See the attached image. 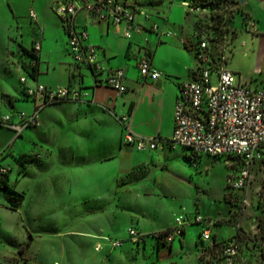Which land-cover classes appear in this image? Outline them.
<instances>
[{"label":"rangeland","instance_id":"374dc122","mask_svg":"<svg viewBox=\"0 0 264 264\" xmlns=\"http://www.w3.org/2000/svg\"><path fill=\"white\" fill-rule=\"evenodd\" d=\"M169 1L164 0V4ZM183 9L185 17L187 9ZM52 12L59 17L55 10ZM246 22V15L244 19L241 14L235 15L231 27L237 38L226 50L228 67L248 85L264 88V43L259 40L249 50L253 31L246 29ZM82 69L88 75V69ZM25 75L32 81L28 72ZM210 82L219 83L217 72H213ZM31 103L30 113L35 110V102ZM58 109L57 104L45 108L39 114L40 120L45 121ZM17 112L12 109L8 113ZM92 120L79 127L64 120L54 132L58 140L53 147L36 134L34 141L27 137L31 150L17 156L18 167L10 156L4 157L12 168L11 183L18 192L25 191V199L19 210H12L9 202L4 204L8 192L0 191V264H201L200 234L205 225L195 223V216L220 224L212 226V235L229 237L237 229L264 228V164L253 168L245 188L233 192L228 184L237 165L228 156L200 153L191 162L186 157L190 149L178 144L154 150L118 148L114 140H99L102 128ZM34 129L25 132L36 133ZM80 133L86 137H80ZM67 144L77 148L74 158L65 152ZM102 154L100 160L96 159ZM40 161L46 166L32 165L24 176L31 163ZM12 196L18 197L15 193ZM181 215L189 219L184 225L185 234L177 235L173 253L159 260L154 232L176 226ZM131 227L145 234V240H132ZM109 237L124 243L112 247ZM98 242L103 245L102 251L95 248ZM204 244L209 241L204 240ZM107 250H113L115 256L106 257Z\"/></svg>","mask_w":264,"mask_h":264},{"label":"crops","instance_id":"0c3cea01","mask_svg":"<svg viewBox=\"0 0 264 264\" xmlns=\"http://www.w3.org/2000/svg\"><path fill=\"white\" fill-rule=\"evenodd\" d=\"M57 1L0 0V118L12 109L26 113L33 109L32 100L25 95L24 85L20 81L25 72L32 78V81L27 80L28 83H41L52 89L71 86L81 90L82 96L79 100H60L44 107L42 111L57 104L60 109L57 113L50 112L45 121L40 120L39 125L29 127L35 128L36 133L28 130L16 138L10 128L0 123V155L10 156L18 167L17 156L31 150L26 138L34 141L36 134L53 147L58 140L54 132L64 120L79 127L93 119L95 125L102 128L98 133L102 137L100 141L114 140L118 148L125 146L124 149L133 147L122 142L124 126L117 117L124 114L129 115L130 126L134 131L143 135L170 137L174 131V109L180 96V85L198 75V60L192 49L196 44L198 16L187 11L183 17L184 6L173 0L167 4L168 8L164 0H129L139 11L136 15V28L127 36L126 24L115 25L110 21L96 20L88 13H80L76 21L79 27L87 29V43L100 48L104 69L101 75L95 76L89 71L86 75L82 65L71 61L62 20L52 12ZM240 4L247 21L251 20L255 24V29L245 24L246 29L253 31L248 47L250 50L257 41L264 43V0H246ZM31 9L37 13V20L30 17ZM171 19L174 20L170 22ZM163 30H171L172 34H162ZM235 38L237 34L231 40V45ZM37 41L41 42V51L36 76H33L31 55L22 47L30 50ZM242 43L246 45L247 41L243 40ZM143 56L149 57L152 65L163 72L161 77L152 79L141 74L138 65ZM116 68L125 71L124 84L127 90L124 92H119L105 82L108 73ZM110 125L115 126L113 130L106 128ZM90 134L87 132L91 138ZM112 135L116 136L113 138ZM79 136L86 137L82 133ZM22 138L24 141L20 140ZM78 140L82 141L80 138ZM73 144H67L64 149L74 158L77 148ZM103 154L95 158L100 160ZM32 165L45 167L46 163H31L24 176L30 173ZM0 191L8 192L5 195L6 204L12 192ZM22 205L23 201L18 210ZM219 225L215 222V226ZM242 230L248 231L245 228ZM238 232L237 229L232 236ZM229 237L216 234L218 241ZM160 244L158 259L162 260V257L173 253L174 241ZM112 251L107 250L106 257L115 256ZM136 257L133 259L137 260ZM200 258L201 255L199 262ZM121 262H124L123 259Z\"/></svg>","mask_w":264,"mask_h":264},{"label":"built area","instance_id":"2783aa9c","mask_svg":"<svg viewBox=\"0 0 264 264\" xmlns=\"http://www.w3.org/2000/svg\"><path fill=\"white\" fill-rule=\"evenodd\" d=\"M181 4L189 13L204 17L207 9L192 0H182ZM55 10L63 23L67 35L68 52L76 65L85 66L95 76L101 75L104 69L100 58V48L87 43L88 31L78 26L76 18L82 13H88L96 20L110 21L115 25L126 24L127 36L136 28L138 7L129 0H59L55 3ZM30 17L38 19L35 10L31 9ZM197 19V20H198ZM247 26L255 29L251 20ZM158 29V25H156ZM162 34L171 35V30L162 31ZM230 40H223L220 53L211 48L209 34L205 27L196 30L198 43V75L188 79L180 85V96L174 109V131L170 137L161 135H143L134 131L130 126V117L124 114L117 117L124 126L122 142L138 150H153L158 147H175L177 144L190 149L189 155L196 160L201 154L210 156H233L237 165L235 172L229 178V187L235 192L245 188L252 177L253 168L264 164V88L252 87L245 83L227 66V48ZM41 42L37 41L27 52L31 55L30 68L33 71L40 58ZM139 69L143 76L157 79L163 72L155 68L150 58L143 56L139 61ZM213 72H217L219 83L210 82ZM125 71L116 68L108 73L105 82L119 92L127 90L124 84ZM28 77H20L24 85L25 95L35 102L32 113L18 111L0 118V123L10 128L15 137L32 126L40 123V112L44 107L60 100H79L81 90L68 87L52 89L41 83L31 84ZM87 94V93H85ZM41 156V155H40ZM0 155V174L10 168ZM188 217L178 216L177 225L154 232L158 242L170 244L177 235H183L184 225ZM203 222L205 228L200 234L203 241L201 250L210 264H261L264 263V234L261 229L246 231L239 229L230 241L221 243L212 235V226L215 221L195 216V223ZM132 240H145V234L135 227L129 229ZM105 239V238H103ZM112 247L122 246L124 240L108 238ZM204 240L209 244L205 245ZM217 242L219 244H217ZM98 242L96 250L102 249ZM55 264H59L56 262Z\"/></svg>","mask_w":264,"mask_h":264},{"label":"trees","instance_id":"16d2710c","mask_svg":"<svg viewBox=\"0 0 264 264\" xmlns=\"http://www.w3.org/2000/svg\"><path fill=\"white\" fill-rule=\"evenodd\" d=\"M196 4L201 5L202 7L207 9V13L204 14V17H201L196 22V30H198L200 27H205L211 41V48L214 49L215 53H220V45L223 42V40H233V38L236 35L235 30L231 27L234 22V18L236 14H241L243 16V19L245 17V13L242 10V5L240 4L239 0H192ZM246 23H244L245 25ZM231 44V42H230ZM23 50L28 51L26 48L22 47ZM193 51L196 55V58L198 57V43H196L193 46ZM37 66L34 67V72L32 73L33 76H36V70ZM187 159L189 161H194L191 159L189 155H186ZM214 157H220V156H214ZM232 160H236L233 156H228ZM18 163L19 159H17ZM22 162V161H21ZM24 165V163H22ZM236 166V164H233ZM10 170L11 168L6 172L0 174V189L2 190H9L18 197L11 196L8 199V208L12 210H18L22 199L25 196L24 192H18L14 185L10 181ZM18 200V201H16ZM261 232L264 234V228H260ZM201 236V235H200ZM214 238L216 239V235H214ZM217 240V239H216ZM230 241V239H224L221 243H226ZM203 243V241L201 240ZM160 244V241L158 242ZM217 244H219L217 242ZM25 248H22L20 250V254H23ZM201 264H210V260H207L205 258V255L201 254L200 258Z\"/></svg>","mask_w":264,"mask_h":264},{"label":"water","instance_id":"95a60500","mask_svg":"<svg viewBox=\"0 0 264 264\" xmlns=\"http://www.w3.org/2000/svg\"><path fill=\"white\" fill-rule=\"evenodd\" d=\"M246 0H239L240 3H244Z\"/></svg>","mask_w":264,"mask_h":264}]
</instances>
